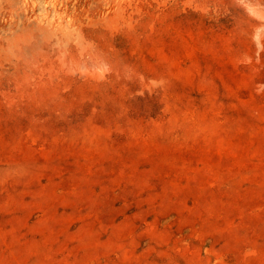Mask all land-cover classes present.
Returning a JSON list of instances; mask_svg holds the SVG:
<instances>
[{
  "label": "rangeland",
  "instance_id": "obj_1",
  "mask_svg": "<svg viewBox=\"0 0 264 264\" xmlns=\"http://www.w3.org/2000/svg\"><path fill=\"white\" fill-rule=\"evenodd\" d=\"M0 264H264V0H0Z\"/></svg>",
  "mask_w": 264,
  "mask_h": 264
}]
</instances>
